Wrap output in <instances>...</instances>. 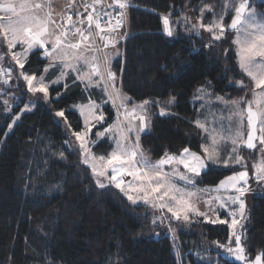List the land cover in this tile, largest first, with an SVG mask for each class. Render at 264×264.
Wrapping results in <instances>:
<instances>
[{
	"label": "trees",
	"instance_id": "trees-1",
	"mask_svg": "<svg viewBox=\"0 0 264 264\" xmlns=\"http://www.w3.org/2000/svg\"><path fill=\"white\" fill-rule=\"evenodd\" d=\"M250 1L253 6L255 0ZM205 3L213 12L205 11L204 23L223 15L228 25L233 5L238 6L240 0H128L127 37L117 47L119 55L111 60L120 87L136 103L147 99L166 105L175 97V103L168 106L170 115L164 117L159 116V107L149 105L151 124L140 136V145L152 161L165 152L177 155L184 148L201 152L202 134L195 126L197 106L193 103L198 89L205 87L212 95L237 99L245 98L250 88L237 63L235 31L227 30L221 41L209 47V33L197 34L183 25L188 16L198 22ZM254 6L264 21V3ZM165 16L172 37L163 33ZM41 55L42 51L34 52L23 70L41 74L46 64ZM241 80L243 88L237 84ZM20 87L27 88L24 81ZM100 93L101 88L86 89L71 75L63 86L51 87V103L38 101L9 133L8 126L22 105L10 115L0 99V264H235L222 258L218 247L229 244L226 225L196 218L177 230L174 247L165 223L157 219L153 224L156 215L147 206L133 205L115 186H97L74 142L72 133L81 130L82 122L70 108ZM105 110L110 122L111 107ZM56 111H64L67 124L65 117L55 116ZM109 150L110 142L93 147L98 154ZM241 150L249 169L256 150ZM231 173L232 169L210 167L197 184L212 188ZM261 188L263 193L251 195L244 223L242 242L249 257L264 253Z\"/></svg>",
	"mask_w": 264,
	"mask_h": 264
},
{
	"label": "snow or ice",
	"instance_id": "snow-or-ice-1",
	"mask_svg": "<svg viewBox=\"0 0 264 264\" xmlns=\"http://www.w3.org/2000/svg\"><path fill=\"white\" fill-rule=\"evenodd\" d=\"M100 3L101 0H93L91 4L85 3L83 8L88 14L84 19H80L84 14L77 12V22H73L72 15H67L66 18H62V23H58L53 18L51 7L47 3L33 2V0L16 3L14 0H4L0 3V34H2L0 43L7 45L8 54L20 69L25 68L30 53L35 50L36 54H40L42 50L43 57L48 60V67L44 71L47 72L50 67H58L59 70V76L52 81V84H59L69 71H74L77 73L76 78L85 83V88L89 86L101 88L103 95L107 97L102 103H111L116 109V121L107 123L101 104L90 101L89 104L80 106L84 127L72 133L79 142L82 163L91 169L98 187L103 189L108 185H114L133 205L142 202L154 210L166 209L171 216L161 215L159 223L163 224L167 219L170 230L172 219L188 222L191 217H203L205 222L227 224L232 230L229 244H221L218 247L239 264H264V253L256 255L254 260H249L242 242L245 234L243 221L247 220L244 196L251 190L250 179L257 184L264 183V158L252 165L254 172L250 177L245 163L246 158L241 154V149L246 148L258 150L261 157H264V23L258 22L254 13L246 14L249 7L247 0H240L238 6L233 5L234 15L228 25H225L223 15L213 18L209 23H204L205 11L212 13L213 7L206 3L202 5L200 20L192 25L193 32L198 34L197 29L201 28L209 33L208 46L211 47V42L221 41L228 29L235 31L236 37L233 41L237 46L235 55L238 57L240 69L254 84V88L248 89L252 93V99L246 100L244 97L225 99L216 96L215 100L224 105L228 115L225 117L221 113L219 129L209 128L207 116L204 120L198 118L195 121V126L206 134L205 142L201 145L202 152L198 154L190 151L189 148H184L178 156L165 152L160 159L152 161L140 146V133L145 132L150 126L153 115L149 105L159 107L158 114L164 117L170 115L168 106L175 103V97H170L166 105L147 99L136 103L121 90L120 76L112 70L111 60L113 55H119L116 45L119 39L123 38L119 29L123 26L129 4L127 0H113L107 8L97 9L96 5ZM89 8L92 9L91 12H88ZM108 9L113 11L119 9V12L113 15ZM85 21L87 28L82 27ZM163 23L165 34L172 37L174 33L168 16L163 17ZM17 45L21 46V51L14 52L13 49ZM48 45L51 47L49 48ZM109 47L116 51L111 53L105 51ZM2 60L3 55H0V61ZM122 71L123 69L121 73ZM0 75L5 77L2 82L7 85L12 77L11 70L0 68ZM20 76L23 77L29 93L34 97L35 94L42 93L44 102L51 103L48 99L49 84L45 83L44 76L38 79L37 75L29 74L27 71L21 72ZM237 84L241 88L245 87L243 80L238 81ZM55 91L58 98L59 89ZM197 92V99L211 101V94L205 93L204 89H198ZM37 103L38 98L29 101L25 104L24 110H32ZM3 104L7 107L9 101L5 99ZM245 104L247 106L242 107ZM201 107H208V104H202ZM55 116L65 117V113L56 111ZM19 119V115L15 116L13 123ZM225 119L229 121L227 127L222 123ZM215 121L216 117L213 114V123ZM65 123L67 124L66 117ZM96 125H102L103 128L95 132V139H90L92 129ZM8 127L11 130L12 125ZM101 140L104 144H109L111 141V150L106 155L97 156L93 152V147L97 145L103 147L104 144H99ZM67 143L72 142L67 141ZM228 145L231 146L230 150ZM179 165H182L185 171H180ZM210 165L231 168L233 174L226 176L214 189L216 193L223 192L227 195H216L206 202L209 205L207 210L200 211L196 206V200L199 199L196 178L201 176L202 172L206 173L210 170ZM236 165L240 167L236 168ZM166 166L171 170L165 171ZM126 176L132 177V180L126 182L124 179ZM177 178L184 182L183 187L177 184ZM105 181L108 183L106 184ZM194 197L196 199H193ZM218 209L227 212L231 217L230 222L220 218ZM209 213H212L215 219L210 220ZM152 222L157 223L155 216ZM232 238L235 247L231 246ZM44 264H52V262L45 261Z\"/></svg>",
	"mask_w": 264,
	"mask_h": 264
},
{
	"label": "rangeland",
	"instance_id": "rangeland-1",
	"mask_svg": "<svg viewBox=\"0 0 264 264\" xmlns=\"http://www.w3.org/2000/svg\"><path fill=\"white\" fill-rule=\"evenodd\" d=\"M3 2H4V0H0V3H3ZM14 2L19 3V2H22V0H14ZM33 2H44V3L49 4L50 7H51V11H52L53 18L56 20V17H57V15H58V12H59V10H60V8H61V7L59 6V4L57 3V2H59L58 0H33ZM256 3H264V0H255L254 5H255ZM68 4H69V3L65 4L63 8H64V9H68ZM254 5H253V6H250V7L247 9L246 14H252V13H254V14H255V17H256V19H257V21L260 22V23H264V21L261 20V19L258 17V15H257V11H256V8H255ZM64 9H63V10H64ZM62 13H63V12H62ZM62 13H61V14H62ZM261 13H263V15H264V10L261 11ZM59 16H61V15H59ZM188 18H189V19H186V20L183 21V25L188 26V27L190 28V30L193 31V30H192V25H193V24H197L198 22L194 21L193 19H190L191 16H188ZM59 19H60V18H59ZM58 21H59V20H58ZM169 23H170V22H169ZM170 27H171V25H170ZM86 28H87V27H86ZM197 31H198L199 33H204V30L201 29V28H198ZM163 33L165 34V32H164V24H163ZM235 37H236V33H234V40H235ZM0 41H2V34H0ZM48 47L50 48L51 45H48ZM116 49H118V48H116ZM13 51H14V52L21 51V46H20V45H17V47H16L15 49H13ZM41 51H42V50H41ZM105 51H108V52H109V51H116V50H115V49L112 50V48H111V49H108V50H105ZM235 51H237V46H236V45H235ZM34 52H35V50L33 51V53H34ZM33 53H30V54H29L28 61H29L30 56H31ZM0 55H3V60L0 61V68H3V69H5V70H9V69H10V70H11V73H12V77H11V79L9 80V83H8L7 85L3 84V82H2L3 79H4L5 77L2 76V75H0V97H1L0 99L2 100V103H3V101H4L5 99H7V100L9 101V104H8L7 107H6L4 104H3V105H4V108H5L6 112L9 113L10 115H11L13 109L17 108V106H18L19 104L22 105V106H21V109H20V112L17 113V114H15V115L13 116L12 120H11V123H10V124L12 125V127H11V130H12L13 126H14L15 123L18 121V120H16L15 123H13V120H14L15 116H17V115L21 116L22 114H24V113H26V112L32 111V110L25 111V110H24V106H25V104H27L29 101L36 100L37 98H38V101H40V102H42V103H45V102H44V98H43V94H42V93H37V94H35V97H34L32 93H29V92L27 91V88H26L25 90L21 89V87H20V82L23 81V77L20 76V73H21V72H24V70H23V69H20V68L18 67V65H16L15 61H13V60L11 59V55L8 54V52H7V45L4 44V43H0ZM114 56H117V55H114ZM40 58L43 59V60H45V61H46V64H45V66L43 67L41 74L37 75V78L39 79L40 76H44V77H45V83L49 84V93H50V89H51V87L63 86V85L65 84L66 80H67L71 75H73V76H75V77L77 76V73H76V72H74V71H69V74L66 75L65 77H63V78L61 79V81H60L59 84H52V81L55 80V79L57 78V76H59V70H58V67H50V68H48V71L45 72L44 69H45L46 67H48V60H47L45 57H43V55H41ZM27 63H28V62H27ZM27 63H26V64H27ZM26 64H25V65H26ZM25 84H26V83H25ZM119 86H120V81H119ZM26 87H27V85H26ZM84 87H85V85H84ZM253 88H254V86H253ZM201 89H204V92H205V93H209V94H211V101L209 102V101H202V100L197 99V95H198V94L196 95L195 98H193V103L197 106V114H196V119H195V121H196L198 118L201 119V120H204L205 116H207V119H208V121H209V128L216 127L217 129H219V128L221 127V122H220V120H219V117H220L221 113H223V115H224L225 117H227L228 112H227V110H225V107H224L223 104H221V103H219L218 101L215 100V97H216V96H215V95H212V93L210 92V90H209L208 88L203 87V88H201ZM121 90H122V89H121ZM99 91H100V90H99ZM256 91H260V90H256ZM250 93H251V91H250ZM97 95H98V94H97ZM251 96H252V93H251ZM48 99H49V97H48ZM105 99H107V97L100 93L98 96H96L95 98H92L91 100L87 101L86 103H77V104H74V105L71 106L70 110L76 112V113L80 116V119H81V122H82V128H81V130H82L83 127H84V117L80 115V106H82V105H87V104H89L90 101L95 102V103H97V104H101L103 110L105 111L106 117H107V121H106V122H108V123H113V122L116 121V119H114L112 122H111V121H110V122L108 121V120H109L108 111L105 110L107 107H111V111H112V113H113L114 115H116L117 113H116V109H114V108L111 106V103H108V104H103V103H102V101L105 100ZM225 99H228V98H225ZM202 104H208V107H201ZM34 107H35V105L33 106V108H34ZM242 107H244V105H242ZM33 108H32V109H33ZM9 109H10V110H9ZM213 114H215V117H216V121H215V123H213ZM12 115H13V114H12ZM222 123H223V125H224L225 127H227V125L229 124V121L225 119ZM233 123H234V121H233ZM244 123H245V129H244V131L247 132V127H246L247 122H246V119H245V122H244ZM102 128H103L102 125H96V127H94V128L92 129V133L90 134V139H91V136L94 135L95 132H96L98 129L102 130ZM11 130H9V128H8V133H9ZM200 130H201V129H200ZM245 134H246V133H245ZM132 135H134V133H133ZM245 136H246V135H245ZM205 138H206V134L203 133V135H202V140H201V143H200V151H201V152H202L201 145L204 144V142H205ZM74 142H75L77 148L79 149V142H77L75 139H74ZM109 142H110V145H111V141H109ZM209 143H210V141H209ZM140 146H141V145H140ZM230 147H231V146L228 145L229 150H230ZM141 149H142V147H141ZM110 150H111V147H110ZM110 150H109V152H110ZM142 151L148 156V154H147L143 149H142ZM190 151H193V150H190ZM109 152H108V153H109ZM182 152H183V150H182L179 154H181ZM195 152H196V151H195ZM201 152H197V153L200 154ZM258 153H259V152H258ZM94 154L97 155V156L104 155V154H100V153H99V154H98V153H94ZM179 154H177V156H178ZM241 154L244 155L242 150H241ZM105 155H106V154H105ZM148 157H149V156H148ZM149 158H150V157H149ZM245 158H246V157H245ZM245 162H246V159H245ZM178 167H179L180 171H182V172L185 171V170L183 169V166H182V165H179ZM210 167H212V168H214V169H217V170H220V169H231V168H225V167H223L222 165H210ZM235 167H236V168H239L240 166H239V165H236ZM253 171H254V169L249 168V175H250ZM232 174H233V173H231V174H229V175H232ZM199 177H200V176H199ZM199 177H197L196 179L198 180ZM225 178H226V177H225ZM225 178H224V179H225ZM94 179H95V178H94ZM124 179H125L126 182H128V181H131V180H132V177L126 176V177H124ZM224 179H222V180H224ZM222 180H221V181H222ZM176 182H177V184L180 185L181 187L184 186V182H183V181H180L178 178H177ZM105 183L107 184L108 182L105 181ZM219 184H220V182H219ZM112 186H114V185H112ZM196 187H198V184H196ZM200 188H201V186H200ZM213 189H215V188H213V187H212V188H205V189H200L201 191L198 192L199 199L196 200V206L199 208L200 211H206V210H207V208L209 207V205L206 203L207 201L213 199V197H215L216 195H224V194H214L213 192L210 193L209 191H210V190H213ZM226 195H227V194H226ZM126 198H127V197H126ZM193 199H196V198L194 197ZM251 199H252V196H251V195H245V196H244V200H245V203H246V212L248 211V209H249V207H250ZM138 204H140V205H144L142 202H138ZM144 206H147V205H144ZM213 206H215V202H214V201H213ZM147 207L149 208V210H150L152 213H154V214L156 215V217H157L158 220H159V217H160L161 215H165V216H169V217L171 216V213H168L166 209H165V210H154V209H152V208L149 207V206H147ZM218 211H219L220 218H222V219H226V220H228V221L230 222L231 217L228 216V214H227V212H226L225 210L218 209ZM209 217H210V220H211V219H215V216H214L212 213H209ZM196 218L201 219V217H191L190 221H188V222H184L183 220H181V221H176L175 219H172L171 222H174V223L171 224V230L169 229V221H168L167 219L164 221V223H165V229H166V233H167V235H168L172 240L175 241V242H174V247H176V245H177L176 240H175V239H176V233H177V230H179V228L181 229V228H182V225H185V226H186V225H188V224H191V223L195 222V219H196ZM202 218H203V217H202ZM203 219H204V218H203ZM175 223H178V224L175 225ZM209 223H210V224H213V223H211V222H209ZM216 224H219V223H215V224H213V225H216ZM221 225H226V226L228 227L227 224H221ZM228 228H229V227H228ZM231 231H232V230L229 228L230 236H231ZM238 231H239V229H238ZM232 242H234V238H232ZM175 253H178L177 250H175ZM177 255L179 256V253H178Z\"/></svg>",
	"mask_w": 264,
	"mask_h": 264
},
{
	"label": "built area",
	"instance_id": "built-area-1",
	"mask_svg": "<svg viewBox=\"0 0 264 264\" xmlns=\"http://www.w3.org/2000/svg\"><path fill=\"white\" fill-rule=\"evenodd\" d=\"M87 3V4H91L93 3V0H70V3L68 4V9H64L60 16V19L58 21V23H62V18H66L67 15H72L73 16V22H77V12H81L84 15L80 17V19H84V17H86V15L88 14L87 12L84 11L83 5ZM71 4V7H69V5ZM112 4V3H111ZM108 5L103 6L100 4H97L96 7L97 9H100L101 7L107 8ZM109 11L113 12V15H116L119 12V9H115V11H113L112 9H108ZM92 9L89 8L88 12H91ZM127 21V13L124 17V23L123 26L119 29V32H121V30L123 29V27L125 26V23ZM114 23V21H113ZM82 27H87V22L85 21V24L82 25ZM93 30H94V26H93ZM119 44V41L118 43ZM111 47H109L108 49H110ZM105 49V50H108ZM252 177V176H251ZM250 185H251V190L246 194V195H252L254 193H263V188H261L262 186H264V183L261 184H257L253 179H250L249 181Z\"/></svg>",
	"mask_w": 264,
	"mask_h": 264
},
{
	"label": "crops",
	"instance_id": "crops-1",
	"mask_svg": "<svg viewBox=\"0 0 264 264\" xmlns=\"http://www.w3.org/2000/svg\"><path fill=\"white\" fill-rule=\"evenodd\" d=\"M59 2H57L58 4H59V6L61 7L60 8V10H59V12H58V15H57V17H56V20H57V22H58V20H59V18H60V16L59 15H61V13H62V11H63V7H64V5L65 4H67V3H70V0H58ZM113 2V0H101V5H103V6H106V5H110L111 3ZM127 2H128V0H127ZM166 35V34H165ZM112 50H114V49H112ZM234 50H235V44H234ZM110 53L111 52H114V51H109ZM235 53H236V51H235ZM115 56L113 55L112 56V59L114 58ZM237 57V56H236ZM237 63H238V66H239V61H238V57H237ZM239 69H240V67H239ZM241 70V69H240ZM241 72H242V70H241ZM243 73V72H242ZM248 79H249V81H250V88H253V86H254V84H253V82L250 80V78L245 74V73H243ZM77 77V76H76ZM75 76H74V78L77 80V81H79L81 84H82V86L84 87V85H85V83H82L80 80H78L77 78H76ZM94 79H98V78H94ZM85 88V87H84ZM91 88H98V87H94V86H89L88 88H86V89H91ZM249 99V100H251L252 99V96H251V93H250V91L248 90V92H247V94H246V96H245V99ZM245 107V106H244ZM255 107V106H254ZM117 118V114L116 115H114L113 114V117H112V119H111V122L114 120V119H116ZM196 119V118H195ZM137 123H138V121H137ZM199 129V128H198ZM149 130V127L145 130V132H143V133H140V136L142 135V134H144V133H146L147 131ZM200 130V129H199ZM201 131V130H200ZM246 133V132H245ZM201 134L203 135V132L201 131ZM246 135V134H245ZM246 137V136H245ZM258 148H259V144H258ZM259 151L258 150H256V154H255V156H256V159L251 163V168L253 169V167H252V165L254 164V163H258L262 158H264V157H261V155H260V153H258ZM247 162V161H246ZM245 162V163H246ZM171 169L168 167V166H166L165 167V171H170ZM254 172V171H253ZM253 172L249 175L250 177L253 175ZM219 185V183L216 185V186H214L213 188H216L217 186ZM199 191H201L200 189H205V188H203V187H201L200 188V186L198 185V187H196ZM210 193H214V194H224V195H226L227 193H223V192H220V193H216L215 191H214V189L213 190H210L209 191ZM201 219H203L202 217H201ZM204 220V219H203ZM230 232H229V239H230Z\"/></svg>",
	"mask_w": 264,
	"mask_h": 264
},
{
	"label": "water",
	"instance_id": "water-1",
	"mask_svg": "<svg viewBox=\"0 0 264 264\" xmlns=\"http://www.w3.org/2000/svg\"><path fill=\"white\" fill-rule=\"evenodd\" d=\"M247 3H248V5H249V7L251 6V1L250 0H247ZM248 7V8H249ZM247 11V10H246ZM234 15V14H233ZM231 21V20H230ZM230 21H229V23L228 24H230ZM228 31H234V30H231V29H228ZM247 105H245V107H246ZM247 122V121H246ZM245 150H248V149H246V148H244ZM248 151H253V150H248ZM246 221H243V223H245ZM232 247H235V242L233 243V245H231ZM221 249V251H222V258H224V259H227L228 261H231V262H234L235 264H239V262H236L235 260H234V258H229L228 257V255L224 252V250L222 249V248H220ZM246 249V248H245ZM246 252H247V250H246ZM260 253H263V252H258V253H256L254 256H252V257H249L248 256V258H249V260H254V258H255V256L256 255H258V254H260ZM226 256V257H225Z\"/></svg>",
	"mask_w": 264,
	"mask_h": 264
},
{
	"label": "bare ground",
	"instance_id": "bare-ground-1",
	"mask_svg": "<svg viewBox=\"0 0 264 264\" xmlns=\"http://www.w3.org/2000/svg\"><path fill=\"white\" fill-rule=\"evenodd\" d=\"M126 24H127V21L125 23V26L123 27V29L120 32L122 34L123 38L122 39H119V43L123 42L124 39L127 37V35H125V27H126ZM84 28H86V27H84Z\"/></svg>",
	"mask_w": 264,
	"mask_h": 264
},
{
	"label": "flooded vegetation",
	"instance_id": "flooded-vegetation-1",
	"mask_svg": "<svg viewBox=\"0 0 264 264\" xmlns=\"http://www.w3.org/2000/svg\"><path fill=\"white\" fill-rule=\"evenodd\" d=\"M226 257V256H225Z\"/></svg>",
	"mask_w": 264,
	"mask_h": 264
}]
</instances>
